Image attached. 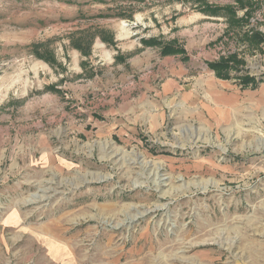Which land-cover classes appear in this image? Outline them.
Listing matches in <instances>:
<instances>
[{"label": "rangeland", "instance_id": "rangeland-1", "mask_svg": "<svg viewBox=\"0 0 264 264\" xmlns=\"http://www.w3.org/2000/svg\"><path fill=\"white\" fill-rule=\"evenodd\" d=\"M262 42L264 0H0V264H264V122L156 93Z\"/></svg>", "mask_w": 264, "mask_h": 264}, {"label": "crops", "instance_id": "crops-1", "mask_svg": "<svg viewBox=\"0 0 264 264\" xmlns=\"http://www.w3.org/2000/svg\"><path fill=\"white\" fill-rule=\"evenodd\" d=\"M261 44L263 51L257 56V66L229 64L228 61L225 68H213L211 64H206L204 68L192 67V73L188 74L187 67L180 64L172 68L170 76L160 84L156 93L166 101H177L181 106L184 104L186 109H191L190 106H196L197 109L199 106H208L211 110L209 116L214 115V120L218 119V110L224 112L226 120L234 122L238 119V113H244L243 117L248 118L255 108L257 119L264 122V42ZM185 75L188 76L183 77ZM181 77L186 82H182L184 80ZM169 111L172 117L175 110Z\"/></svg>", "mask_w": 264, "mask_h": 264}, {"label": "trees", "instance_id": "trees-1", "mask_svg": "<svg viewBox=\"0 0 264 264\" xmlns=\"http://www.w3.org/2000/svg\"><path fill=\"white\" fill-rule=\"evenodd\" d=\"M144 43L148 44V43H156V40H151V38L147 39V40H143ZM161 55H168V54H177V53H183L182 48L179 47H174L173 45H169V44H165L164 46L161 47V51H160ZM228 64V61H221L217 64H212L213 68H217V66L220 67H226Z\"/></svg>", "mask_w": 264, "mask_h": 264}, {"label": "bare ground", "instance_id": "bare-ground-1", "mask_svg": "<svg viewBox=\"0 0 264 264\" xmlns=\"http://www.w3.org/2000/svg\"><path fill=\"white\" fill-rule=\"evenodd\" d=\"M139 156H140V154H139ZM139 156H137V158H138Z\"/></svg>", "mask_w": 264, "mask_h": 264}]
</instances>
